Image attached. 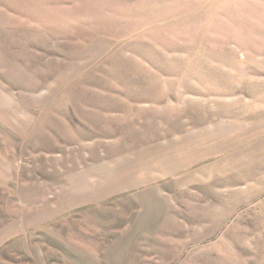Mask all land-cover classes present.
<instances>
[{"label": "rangeland", "instance_id": "obj_1", "mask_svg": "<svg viewBox=\"0 0 264 264\" xmlns=\"http://www.w3.org/2000/svg\"><path fill=\"white\" fill-rule=\"evenodd\" d=\"M216 123L264 125V0H0V264H264V167L166 180L157 226L131 193L60 209L83 175Z\"/></svg>", "mask_w": 264, "mask_h": 264}, {"label": "crops", "instance_id": "obj_2", "mask_svg": "<svg viewBox=\"0 0 264 264\" xmlns=\"http://www.w3.org/2000/svg\"><path fill=\"white\" fill-rule=\"evenodd\" d=\"M259 128L216 123L141 146L120 161L115 159V169L108 167L111 162L94 173V178H79L60 197L59 208L68 213L131 193L143 207L148 224L157 226L166 209L165 191L161 190L166 180L171 179L178 188L185 183L190 188L229 176L237 180L244 169L264 167V156H256L251 166V161L244 160L245 155L264 149V125ZM258 192L264 194V189Z\"/></svg>", "mask_w": 264, "mask_h": 264}]
</instances>
